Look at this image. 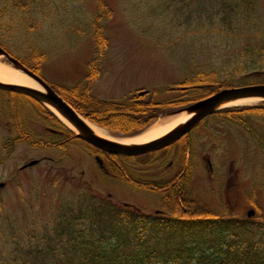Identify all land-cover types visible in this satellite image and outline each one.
Returning a JSON list of instances; mask_svg holds the SVG:
<instances>
[{
  "label": "rangeland",
  "instance_id": "obj_1",
  "mask_svg": "<svg viewBox=\"0 0 264 264\" xmlns=\"http://www.w3.org/2000/svg\"><path fill=\"white\" fill-rule=\"evenodd\" d=\"M40 1L41 13L49 17L38 24L25 21L13 11L7 19L9 31L0 34V41L18 56L43 53L38 71L52 86H88L89 93L98 99L124 101L138 97L140 91H148L146 99L153 96L156 101L174 100L184 95L179 89L172 90L185 87L182 83L190 75L185 67L190 64L197 67L198 60L214 64L217 61L212 57H221L223 51H228L227 46L208 43L209 36L194 33L190 27L176 24L177 21L172 23L169 9L164 14L163 8L158 10L159 5L149 0H101V5L97 0ZM154 9L161 13L160 18L148 16V11L152 13ZM258 12L264 21V0H259ZM95 27L103 40L99 51L94 42ZM0 62L13 69L3 57ZM259 105L264 103L258 101L224 110ZM226 116L218 115L202 124L219 146L212 153L216 159L212 163L213 178L207 173L205 163H192L189 192L197 205L191 212L173 207L167 213L169 216H154L153 211L158 208L155 193L130 186L131 179L125 178L124 173L122 178L128 180L125 185L106 178L95 163H40L24 172L18 167L25 163H3L0 182L6 186L0 190V251L3 243L10 249L16 240L26 242L34 235L40 236L42 227L63 202L72 197L79 199L81 190L86 193L88 187L80 179L92 184V193L99 199L110 201L107 196L110 193L112 202L120 203L121 207L128 204L124 208L138 215V227L156 223L164 226L175 216H182L184 221L204 211L229 214L235 223L237 217L250 222L253 218L245 215L248 209L256 212V207L262 212L264 209V153L246 127ZM101 119L110 121L103 116ZM35 154L29 153L27 159ZM45 154L59 157L53 152ZM133 206L151 215L137 213ZM125 209L120 211L132 214ZM207 232L201 229L200 234Z\"/></svg>",
  "mask_w": 264,
  "mask_h": 264
},
{
  "label": "trees",
  "instance_id": "obj_2",
  "mask_svg": "<svg viewBox=\"0 0 264 264\" xmlns=\"http://www.w3.org/2000/svg\"><path fill=\"white\" fill-rule=\"evenodd\" d=\"M100 1L97 0L101 5ZM149 2L159 5L158 10L163 8L164 14L169 9L172 23L177 21L176 24L188 26L194 33L201 32V36H209L208 43L227 46L228 51H223L221 57H212L217 61L214 64L198 60L197 67L193 64L185 67L190 72L182 83L186 89L181 90L184 95L174 100L156 101L153 96L102 100L93 97L88 86L56 85V91L88 120L130 136L146 128L159 114L204 98L216 89L264 84V21L258 12L259 0ZM41 9L40 0H0V34L9 31L7 19L13 11L21 14L25 21L40 24L44 17H49L41 13ZM159 15L156 9L152 13L148 11L150 17L160 18ZM102 41L95 27L96 51L100 50ZM43 55L34 53L18 59L39 73L37 66ZM128 111L132 112L128 115ZM97 114L110 119L111 124L97 118ZM48 115L51 122L71 135L50 112ZM218 115H227L246 127L264 153V105L222 110L214 117ZM131 117L141 119L139 126L125 127L123 120ZM125 174L131 179L130 173ZM85 191L79 192V199L72 197L63 202L42 227L40 236L34 235L26 242L16 240L10 249L3 243L0 264H264V209L262 212L256 207L257 213L250 222L237 220L235 223L229 214L214 215L215 212L204 211L207 214L198 213L184 221L178 215L164 226L156 223L142 228L136 226L137 214L123 208L132 213L124 214L115 205ZM191 199L183 211L191 212L195 208L196 201ZM201 229L208 232L200 234ZM187 234L197 236L189 238Z\"/></svg>",
  "mask_w": 264,
  "mask_h": 264
},
{
  "label": "flooded vegetation",
  "instance_id": "obj_3",
  "mask_svg": "<svg viewBox=\"0 0 264 264\" xmlns=\"http://www.w3.org/2000/svg\"><path fill=\"white\" fill-rule=\"evenodd\" d=\"M26 67L40 76L34 69ZM171 111L159 115L172 113ZM49 112L51 113L47 107L26 94L0 89V165L25 163L18 167L20 172H24L40 163H95L99 173L115 179L118 184L127 178L125 174L127 171L132 175L131 183L135 188L157 195L158 208L153 211V215L157 217L169 216L167 213L172 211L173 207H180L182 210L187 207L191 194L189 186L192 179L190 172L192 163H205L210 178L214 177L212 163H216V159L213 158L212 153L219 145L215 143L216 138L207 132L204 126H198L175 142L158 148L131 155L115 154L80 139L71 131V135H68L59 125L50 121ZM94 124L111 139L124 135L120 131ZM143 130L133 135H139ZM213 139L214 141L209 144ZM46 152L59 154V157L47 155ZM29 153H36V156L27 159ZM28 163L34 164L27 166ZM97 163H102L103 169H100ZM207 163H211V170L207 167ZM83 174L81 172V177ZM127 181L125 179V182ZM79 182L86 184L88 190H93L91 183L82 179ZM0 185L1 190L5 188L6 183L0 182ZM107 196L112 202V194L107 193ZM227 200L230 203V199ZM115 204L121 207L120 203ZM125 206L129 207L128 204L123 203V207ZM132 208L137 213L151 215L136 206Z\"/></svg>",
  "mask_w": 264,
  "mask_h": 264
},
{
  "label": "water",
  "instance_id": "obj_4",
  "mask_svg": "<svg viewBox=\"0 0 264 264\" xmlns=\"http://www.w3.org/2000/svg\"><path fill=\"white\" fill-rule=\"evenodd\" d=\"M0 55H3L16 69L33 79L40 87L33 88L26 85L0 81L1 89L23 93L36 99L43 105L50 108L51 111L65 125L71 127V130L77 135V137L93 144L96 147L115 154H137L153 148H158L162 145L173 143L210 115L238 100L259 99L264 101V84L222 89L181 109L179 113L185 115V119L166 131L159 138L143 144H133L127 142L117 143L95 134L83 118L77 114L76 111L68 105L42 78L28 70L18 60L7 54L2 48H0ZM144 94H146L145 91L140 93V95ZM32 164L33 163H29L28 165ZM99 165L102 167V163H99ZM253 214V210H250L247 213L248 217H251Z\"/></svg>",
  "mask_w": 264,
  "mask_h": 264
},
{
  "label": "bare ground",
  "instance_id": "obj_5",
  "mask_svg": "<svg viewBox=\"0 0 264 264\" xmlns=\"http://www.w3.org/2000/svg\"><path fill=\"white\" fill-rule=\"evenodd\" d=\"M0 81L2 82H8V83H18L23 84L27 86H31L34 88H38L36 83H34L31 79H29L27 76L22 74L21 72L12 69L9 66H6L5 64L0 62ZM259 99H242L238 100L236 102H233L231 104H228V106H236V105H245V104H252L255 102H258ZM185 119V115H179L170 119H167L165 121H158L155 123L152 127H150L147 131H145L140 136H137L135 138L126 139L124 141L126 142H144L151 140L153 138H156L166 131H168L170 128H172L177 123L183 121ZM125 127L129 128L132 125L139 126L141 123V119L139 118H128L123 120ZM87 123V122H86ZM109 123V122H108ZM93 130L95 134L101 135V136H107L106 133H104L101 129H98L92 124L87 123ZM111 124V123H109Z\"/></svg>",
  "mask_w": 264,
  "mask_h": 264
}]
</instances>
